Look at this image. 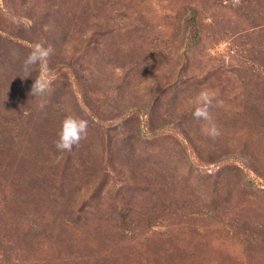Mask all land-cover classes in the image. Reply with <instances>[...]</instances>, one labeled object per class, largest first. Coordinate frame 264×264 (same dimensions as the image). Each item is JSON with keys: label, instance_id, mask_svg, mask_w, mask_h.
Returning <instances> with one entry per match:
<instances>
[{"label": "rangeland", "instance_id": "rangeland-1", "mask_svg": "<svg viewBox=\"0 0 264 264\" xmlns=\"http://www.w3.org/2000/svg\"><path fill=\"white\" fill-rule=\"evenodd\" d=\"M69 115L87 132L58 151ZM0 242V264H264V0H0Z\"/></svg>", "mask_w": 264, "mask_h": 264}, {"label": "clouds", "instance_id": "clouds-1", "mask_svg": "<svg viewBox=\"0 0 264 264\" xmlns=\"http://www.w3.org/2000/svg\"><path fill=\"white\" fill-rule=\"evenodd\" d=\"M52 51L53 49L50 46L45 47L41 43H36L23 61V70L28 73V76L36 66H39L40 75L37 76L32 86L31 94L33 96H43L51 86L48 60ZM214 98V93L208 90L201 91L195 98L194 103L198 106L193 112L194 118L198 120L202 119L209 123L210 126L204 128L203 131L205 135L213 138L220 134L219 129L211 122V116L209 114V108L211 107ZM40 107L43 108L44 104L41 103ZM87 127V120L73 115L66 116L61 122L60 130L57 134L58 138L55 141V148L58 151L70 152L73 147L78 145L81 139L84 138L87 132Z\"/></svg>", "mask_w": 264, "mask_h": 264}, {"label": "trees", "instance_id": "trees-1", "mask_svg": "<svg viewBox=\"0 0 264 264\" xmlns=\"http://www.w3.org/2000/svg\"><path fill=\"white\" fill-rule=\"evenodd\" d=\"M193 27H194V26H193ZM193 29H194V28H193ZM0 247H2V246H1V242H0ZM159 260H160V257H159L158 259H154L153 262H151L149 259L146 260V261H147V264H158V263H159Z\"/></svg>", "mask_w": 264, "mask_h": 264}]
</instances>
